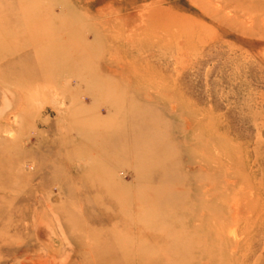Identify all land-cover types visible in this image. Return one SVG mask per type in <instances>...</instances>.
I'll use <instances>...</instances> for the list:
<instances>
[{
    "label": "rangeland",
    "instance_id": "obj_1",
    "mask_svg": "<svg viewBox=\"0 0 264 264\" xmlns=\"http://www.w3.org/2000/svg\"><path fill=\"white\" fill-rule=\"evenodd\" d=\"M0 264H264V0H0Z\"/></svg>",
    "mask_w": 264,
    "mask_h": 264
}]
</instances>
